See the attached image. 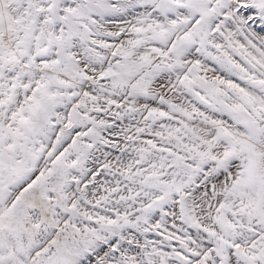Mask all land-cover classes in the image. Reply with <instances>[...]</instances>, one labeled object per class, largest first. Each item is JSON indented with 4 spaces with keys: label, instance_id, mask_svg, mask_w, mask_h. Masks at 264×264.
Returning a JSON list of instances; mask_svg holds the SVG:
<instances>
[{
    "label": "snow or ice",
    "instance_id": "6c2138e0",
    "mask_svg": "<svg viewBox=\"0 0 264 264\" xmlns=\"http://www.w3.org/2000/svg\"><path fill=\"white\" fill-rule=\"evenodd\" d=\"M0 264H264V0H0Z\"/></svg>",
    "mask_w": 264,
    "mask_h": 264
}]
</instances>
